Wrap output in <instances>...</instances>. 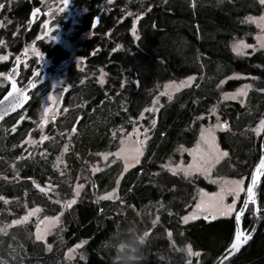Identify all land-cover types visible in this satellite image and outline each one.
Masks as SVG:
<instances>
[{
	"label": "trees",
	"instance_id": "trees-1",
	"mask_svg": "<svg viewBox=\"0 0 264 264\" xmlns=\"http://www.w3.org/2000/svg\"><path fill=\"white\" fill-rule=\"evenodd\" d=\"M115 4L139 11L136 21L139 37L135 40L131 33L130 17L118 24L121 13L110 9L102 17L98 35L82 44L81 52L87 56L88 66L92 70L104 66L109 77L104 86L94 83L75 86L77 100L86 99L91 105L87 104L81 112L83 117L75 126L70 151L65 157L73 176L84 166V159L92 157L90 154L115 147L112 130L142 112L154 97L157 84L190 75H196L197 79L171 99L164 97L137 165L123 171L122 163L114 161L90 176L78 201L63 213L60 246L46 253L44 245L39 243L33 251L32 239L24 230L21 237L32 256L28 257L27 251L20 247L16 250L22 253L13 255L10 247L9 251L0 253V264H31L39 259L51 264L62 258L67 248L83 240L85 256L78 264H111L115 254L113 234L131 231L135 227L133 222L148 233L146 259L142 264H213L234 238L235 216L182 222V216L195 203L198 189L214 190L215 185L202 176L172 172L163 165L178 145L191 146L195 142L199 133L197 118L219 103L222 116L229 118L232 128L220 133V143L229 155L216 166L215 173L251 176L261 156V143L249 134V129L264 112V94L258 91L264 88V50L238 56L229 43L235 36L257 32L256 26L245 24L242 19L246 14L259 13L262 6L258 0H115ZM111 29L112 38L107 41L104 34ZM248 41L253 42L252 36ZM117 44L121 47L113 51ZM92 49H96L93 55ZM57 53L59 58L67 56L63 49ZM234 72L255 77V88L250 90L245 106L235 101L219 102L218 85ZM83 75L75 73L73 83ZM241 82L230 80L224 89L231 90ZM33 104L29 103V108ZM24 110L0 121L6 129L4 133L0 131V194L16 197L20 202L26 197L31 204L52 206L51 212L55 213L60 209L58 203L35 190L33 184L34 180L42 184L61 181L52 163L53 156L61 149V140L58 135L45 142L51 153L46 157L20 153L15 145L27 134L30 123H20L12 134L9 128ZM79 112L76 111L80 115ZM76 119L77 116L67 119L63 127L69 128ZM11 163H15L14 168ZM4 175L11 180H6ZM120 176L118 198L101 199V194L116 187ZM259 211L264 218V184ZM255 221L254 205L250 203L242 219L243 230L250 232ZM10 240V234L0 236V246L14 248ZM186 245L203 251V262H189L184 252ZM228 264H264V221Z\"/></svg>",
	"mask_w": 264,
	"mask_h": 264
},
{
	"label": "rangeland",
	"instance_id": "rangeland-1",
	"mask_svg": "<svg viewBox=\"0 0 264 264\" xmlns=\"http://www.w3.org/2000/svg\"><path fill=\"white\" fill-rule=\"evenodd\" d=\"M2 1L4 0H0V5H2ZM44 1L48 6H54L53 4L56 5L58 0ZM231 1L236 2L238 0ZM101 6L106 7L107 10L118 9L119 13H121V16L117 20L118 24L129 17L131 18L132 23L133 21L136 23L139 15V11L136 8L133 9L128 5L118 7L115 4V0H104ZM0 9H2V7H0ZM1 13L2 12L0 11V16ZM261 16H264V6H262L259 13H249L243 17L242 22L256 26L257 32L254 34L249 33L241 37H233L229 43L231 50L233 49V44L240 40L245 44L252 46L244 49V55H239L232 50L236 55L245 56L250 51L264 50V47H261V43H264V23H260L258 26V23L245 19L246 17L259 18ZM0 29H3L2 22H0ZM112 32L113 29L106 31L104 34L107 41H111L109 39L112 38ZM131 33H133L132 29ZM93 35L94 34L92 33L89 34V36ZM250 36H252L253 42L248 41ZM85 37L87 36H82L79 39L74 38L73 49H66V51H68L67 56L65 59L60 60L57 63H52L51 58L47 57V55L41 54L40 49H27L28 57H30L31 60L37 59L36 62L42 63V65L40 64V66L35 68L34 71L35 73H40L38 82L46 81V85L43 86L46 90L43 93L39 92L32 107L29 108V106H27L28 108H25V110L22 111L18 121L9 128V131L12 134L16 131L17 125H20V123H30L27 134L15 145V148L20 149V153H24L25 156L29 154H45V157L51 155L45 142L58 137L59 135L60 139L58 140H61L62 146L60 151L53 156L52 163L62 179L61 181H58L59 183L46 181L43 184L34 180L33 188L47 196L51 201L58 203L60 209L57 212L52 213L51 211H54L52 206L46 207L41 204H31L26 197L20 202V199L16 197H9L0 194V196L4 197V199H0V236L10 234L11 240L9 244H15L14 248L3 244L0 246V253L9 251L10 247L13 251V255L22 253L21 251L16 250V247H20L21 250L24 249L27 251V247L21 237V233L24 230L28 233V237L32 239L30 241V248L33 247V251L37 249L36 244L38 245L39 243L44 245L46 253L53 252L56 247L60 246L62 242L60 232L63 213L78 201L83 190L87 186L90 176L103 170L109 163L114 161H120L122 163L123 171L137 165L141 161L148 140L151 137L152 128L155 124H153V121H156L157 112L162 105L164 97L172 96L183 88L192 86L197 79L196 75H190L181 79H171L157 84L154 97L142 112L138 116L132 117L128 123L112 130L115 147L113 149L96 151L90 154L92 157L84 159V166H80L77 173L73 176L65 157L70 151V139L76 132L75 126L83 117L81 112L86 110L87 104L91 105V101L89 102L86 99H83L82 101L77 100V97L75 96V86L93 83L104 86L109 77V73L104 66H96L92 70V68L86 64L87 56L81 52L83 49V47H81L82 41ZM136 37H139L137 30ZM134 39L137 40V38ZM14 52L13 49H0V57H6V59H0V65L3 62L8 61L10 56L14 57L17 55V53L15 52L14 54ZM26 66L28 67L29 65L27 64ZM1 69L3 68H0V73H3L4 75L0 76V90L7 85L4 88L7 91L9 88L6 77L7 72ZM78 72H82L84 75L78 82L73 83L72 76ZM101 72L104 73L103 76H101ZM189 77L192 79L189 80ZM101 79L104 81L103 84L100 83ZM236 79H240L242 82L231 90L224 89V86L228 81ZM253 79H255L254 76L245 75L241 72H234L222 79L221 81H223V83L220 82L218 85L219 102L235 101L239 102L242 106L247 105L249 102V92L251 89L255 88ZM124 81L125 80H123V82ZM258 91L259 93L264 94V88H260ZM45 109L47 111H45ZM149 109H152V111H149ZM76 111H80V115L77 114ZM74 116H77V119L74 122L72 121L71 126L69 128L63 127V125H66L67 119L73 118ZM197 119L199 121V133L195 142L191 146H186L184 144L178 145L175 149V153L165 162L163 167L169 170V165L172 169H175L177 165H179L181 169L188 168L189 165L206 168V172L192 171L187 176H202L209 183L215 185V189L209 190L204 187L199 188L195 203L191 205L189 210L182 217L190 216L196 211L197 203L212 198L213 194L222 195L223 204L231 205L234 209L232 213L223 216L217 213L215 214V218L235 216V213L240 209L243 203L251 176L232 177L215 173L216 166L229 155V151L224 149L220 143V133L226 130L229 131L230 128H232V124L229 118H224L222 116L219 109V103L212 105L207 113L202 114ZM261 120H264V112L258 122L249 129V134L253 135L255 140L257 142L259 141V143L262 142V137L264 135V126H260ZM258 126H260L259 134L254 131ZM146 129L147 131H145ZM207 129H211V136L202 137V130ZM0 131H3V133L6 132L4 125H1V123ZM42 137H46V139H42ZM210 145L212 147H210ZM122 148L125 150L124 152H121ZM14 164L15 163H11L13 168L15 167ZM172 172L185 174L184 171L179 169ZM121 176L117 180L116 187L104 192L100 197L105 196L106 193H111L113 189H115L114 197L108 199L118 198V184ZM4 177L7 178L6 180H11V178L6 175H4ZM234 181H243L240 186L243 189L242 191H237L235 193L231 191V189L235 187L233 184ZM78 185H83V187L77 189ZM41 189H44V191H41ZM77 190L79 191L78 196L76 195ZM73 200L75 201L74 203L65 206L68 202ZM233 200L236 201L234 205ZM5 201H7V203H5ZM34 209H39V211L33 212ZM29 213L32 214L29 215ZM205 215L207 214L197 212L196 219L204 218ZM25 216H27V219H22ZM45 217H48L49 219L46 220ZM192 220L195 219L190 218L187 222H182L188 223ZM13 221L19 222L13 223ZM38 234L42 235L43 238L37 240L36 237ZM85 242L86 241L83 240L70 246L65 250L62 258H57L56 262H51V264H78V260L83 259L85 256L83 251ZM69 249H72L73 251L69 253ZM189 249H191V252L193 253H199V255H190ZM184 252L187 254L189 262H203V251L195 250L190 245H186ZM26 255L31 257L32 252L27 251ZM31 264L47 263L42 259H39L34 260Z\"/></svg>",
	"mask_w": 264,
	"mask_h": 264
},
{
	"label": "flooded vegetation",
	"instance_id": "flooded-vegetation-1",
	"mask_svg": "<svg viewBox=\"0 0 264 264\" xmlns=\"http://www.w3.org/2000/svg\"><path fill=\"white\" fill-rule=\"evenodd\" d=\"M103 1L68 0V4L65 5L64 0H58L56 5L53 4L54 6H48L44 0L2 1L0 22L3 29H0V40L4 43L0 44V49H13L17 55L10 56L8 61L0 65V68L7 72V83L10 87L9 74L17 61L21 60L19 70L12 79L17 82L18 87L30 84L29 101L25 108L29 103L36 101L35 98L39 92L43 93L46 90L43 87L46 81L38 82L40 73L34 71L42 63L36 62L37 59L31 60L27 49H40L41 54L51 58L52 63L65 59L59 58L58 49L65 51L73 49L74 38L87 36L82 41L83 44L84 41L98 35L97 30L107 11L106 7L101 6ZM91 2H94L93 7ZM91 33L94 35L89 36ZM95 50H91V55L95 54ZM86 64L89 65L87 59ZM4 88L0 90V98L6 92Z\"/></svg>",
	"mask_w": 264,
	"mask_h": 264
},
{
	"label": "snow or ice",
	"instance_id": "snow-or-ice-1",
	"mask_svg": "<svg viewBox=\"0 0 264 264\" xmlns=\"http://www.w3.org/2000/svg\"><path fill=\"white\" fill-rule=\"evenodd\" d=\"M259 3L261 6H264V0H259ZM64 4L67 5L68 4V0H64ZM0 7H3V5H0ZM248 21L251 22H256L258 23V26L260 23H264V16H261L259 18L256 17H246L245 18ZM132 32H133V36L134 38L136 37V23L135 21H133V25H132ZM3 40H0V44H3ZM121 46L119 44H117L115 46V48L113 49V51H116L117 49H119ZM252 47L251 45H247L245 44L242 40L237 41L233 44V51L236 52L239 55H244V49L245 48H249ZM261 47H264V43H261ZM0 59H6V57H0ZM4 75L3 73H0V76ZM104 73L101 72V76H103ZM192 78L189 77V80H191ZM103 79L100 80V83L103 84ZM221 83H223V81H221ZM123 87V85H121ZM12 87V92H9L8 96L5 97V100L8 101V107L12 108V107H16L19 106L20 104V96L21 93L16 91V84L12 83L11 85ZM13 92H16V96L13 97ZM9 97H13V99L9 100ZM26 98V97H25ZM235 98V97H233ZM169 99H171V96H169ZM0 103H3V101H0ZM155 103V101H154ZM45 111H47L45 109ZM149 111H152V109H149ZM219 119V118H217ZM155 123V121H153V124ZM260 126H264V120L260 121ZM260 126H258L257 129H254V131H256L259 134V128ZM15 130V129H13ZM147 131V129L145 130ZM201 136L205 137V136H211V129H207V130H202L201 132ZM42 139H46V137H42ZM210 147H212L210 145ZM214 150V148H213ZM125 150L122 148L121 152H124ZM59 159V158H58ZM170 168V170L172 171H176L177 169L184 171L185 175L190 174V172L192 171H207L206 168H200L199 166H194V165H189L188 168H184L181 169L179 165L176 166L175 169H172L171 166H168ZM260 169H264V159L261 160ZM259 170V169H258ZM243 183V181H234L233 184L235 185L234 188L231 189V191H233V193L237 192V191H242L243 189L240 187L241 184ZM257 183V173L254 172L252 174V179H251V183H249L247 185V195L245 197L244 203L242 205V207L240 208V211H237L235 213V221H236V229H235V235H234V239L232 240L230 246L228 249L225 250V255L223 257L224 261H227L228 258L230 256H232L234 253H236L242 245H244L250 238H251V233H246L244 231H242V229L239 227L240 223H241V215L244 212L245 209L248 208L249 203L251 204H255L256 203V199H255V192H254V188L255 185ZM83 185H78L77 189L82 188ZM41 191H44V189H41ZM115 194V189H113V191L111 193H106L105 196L101 197V199H108V198H113ZM76 195H79V191H76ZM0 199H4V197L0 196ZM75 201H70L68 202V204H66L65 206H69L71 203H74ZM5 203H7V201H5ZM236 203L235 200H233V205ZM233 207L231 205H224L223 204V196L219 195V194H213L212 198L208 199V200H202L200 203L196 204V211H194L190 216H185L182 217V221L183 222H187L190 218L191 219H196L197 218V212L200 213H206L207 215H205V219L208 218H212L215 219V214H219V215H227L233 212ZM35 211H39V209H34L33 212ZM32 213H29V215H31ZM260 218V217H257ZM22 219L26 220L27 216L23 217ZM45 219H49L48 217H45ZM19 221H13V223H18ZM153 223H155V221H153ZM145 235L147 236L148 233L145 232ZM37 240H40L43 238L42 235L38 234L37 235ZM50 247V246H49ZM73 250L69 249V253H71ZM189 254L190 255H196L198 256L199 253H193L191 252V249H189Z\"/></svg>",
	"mask_w": 264,
	"mask_h": 264
},
{
	"label": "water",
	"instance_id": "water-1",
	"mask_svg": "<svg viewBox=\"0 0 264 264\" xmlns=\"http://www.w3.org/2000/svg\"><path fill=\"white\" fill-rule=\"evenodd\" d=\"M20 62H21V60L17 61L16 66L11 70V72L9 74V79H10L11 85H12V83H15L16 84V91L21 93L20 104H19V106H16V107H12V108L8 107V101L5 100V97L8 96L9 92L13 91L12 87L10 85L9 89L0 98V101H3V103H0V121L2 119H4L5 117H7V116H9L11 114L17 113L20 110H22L23 108H25V106L27 105V103L29 101L28 91L30 89V84L28 83V84H26V85H24L22 87H18L17 82L12 79L13 75L16 72H18V70H19ZM15 96H16V92H13V97H15ZM13 97H9V100L13 99ZM262 159H264V135L262 137V142H261V156H260V159H259L257 165L255 166V168H254V170L252 172V174L254 172L257 173V183H256L255 188H254L256 203L253 204L254 205V212H255V215H256V221H255V224H254V226H253V228L251 229L250 232H248L247 230H243V228H242V219H243V217H244V215L246 213V209H245L244 212L241 215V223L239 225V227L242 229V231H244L246 233H251V238L244 245H242L241 248L236 253H234L232 256H230L227 261L223 260V257L226 254L225 251H224L213 262V264H228L230 261H232L238 255V253L251 241V239L254 237V235L256 234V232H257V230L259 228V224L262 221H264V218L260 216V211H259L260 192H261L262 186L264 184V169H260L259 168ZM251 179H252V175H251V178H250V183H251ZM246 195H247V192L245 194V197H246ZM244 200H245V198L243 199V203H244ZM243 203H242V205H243ZM242 205H241V207H242ZM238 211H240V209H238ZM257 217H260V218H257ZM235 226L237 227L236 221H235ZM229 246L227 247V249L229 248Z\"/></svg>",
	"mask_w": 264,
	"mask_h": 264
},
{
	"label": "clouds",
	"instance_id": "clouds-1",
	"mask_svg": "<svg viewBox=\"0 0 264 264\" xmlns=\"http://www.w3.org/2000/svg\"><path fill=\"white\" fill-rule=\"evenodd\" d=\"M131 230H125L119 235L116 232L112 236V248L114 256L111 264H142L146 259L144 249L146 245V235L138 225ZM130 237V238H129Z\"/></svg>",
	"mask_w": 264,
	"mask_h": 264
}]
</instances>
